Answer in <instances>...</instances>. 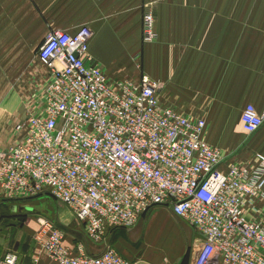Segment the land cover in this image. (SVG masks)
I'll list each match as a JSON object with an SVG mask.
<instances>
[{"label": "built area", "instance_id": "2783aa9c", "mask_svg": "<svg viewBox=\"0 0 264 264\" xmlns=\"http://www.w3.org/2000/svg\"><path fill=\"white\" fill-rule=\"evenodd\" d=\"M142 40L156 37L144 10ZM92 31L50 29L37 52L46 67L37 106L13 128L17 138L0 151V191L8 199L47 193L69 207L73 227L38 218L32 239L39 264H138L109 244V231L130 230L154 208H165L194 229L192 264H264V158L229 163L203 139L205 121L163 104L160 86L110 80L89 54ZM264 114L247 104L246 134ZM75 225V226H74ZM82 227L83 237L72 231ZM70 239V245H66ZM99 245L96 254L86 245ZM0 264H18L7 252Z\"/></svg>", "mask_w": 264, "mask_h": 264}, {"label": "crops", "instance_id": "0c3cea01", "mask_svg": "<svg viewBox=\"0 0 264 264\" xmlns=\"http://www.w3.org/2000/svg\"><path fill=\"white\" fill-rule=\"evenodd\" d=\"M147 4L156 37L144 42L141 14ZM31 5L38 8L36 20L45 35L50 29L73 33L88 27L92 31L89 54L110 80L138 82L145 75L159 84L163 104L186 116L204 119L203 139L217 147L227 162L254 163L258 157L264 158V121L252 134H246L241 125L247 104L264 114V0H0V6L13 7L11 16L0 13V20L9 18L5 20L11 23L7 37L35 36L30 20L26 21L20 10ZM46 74L44 67L32 71L29 78L39 85ZM12 117L0 110V151L17 138ZM33 200L8 199L0 191V208L17 204L29 209L26 204ZM257 204L264 217V199ZM167 214L164 218L170 220L172 215ZM48 220L62 226L54 217ZM29 222L20 226L13 246L7 248L5 237L0 239V259L14 252L18 264H32L35 247L31 239L38 224ZM190 228L195 233L188 245L192 250L200 240ZM137 232L115 228L109 231V238ZM65 244L70 245V239ZM85 247L92 254L101 250L93 243ZM125 247H116L123 256ZM163 261L172 263L170 257ZM39 264L54 263L40 253Z\"/></svg>", "mask_w": 264, "mask_h": 264}, {"label": "rangeland", "instance_id": "374dc122", "mask_svg": "<svg viewBox=\"0 0 264 264\" xmlns=\"http://www.w3.org/2000/svg\"><path fill=\"white\" fill-rule=\"evenodd\" d=\"M142 8L141 25L143 12L149 10V6L147 4ZM12 9L11 6H0V13H8L11 16ZM22 9L21 13L25 16L26 21L30 20L31 34L35 36L9 38L7 34L10 32L7 33V31L11 23L5 20L9 18L0 20V110L13 116L11 120L14 129L37 106L42 85L45 82L43 80L38 85L35 80H30L32 71L37 72L45 67L37 57L38 48L45 36L36 20L38 8L36 5H31L20 8V10ZM14 134H16L15 131ZM33 199L31 203L26 204L29 209L22 208L17 204L11 208L9 205L0 208V239L5 237L7 248L9 245L13 246L17 241L15 239L19 237L20 226L31 220L36 225L38 218L50 219L54 217L63 227L67 228L73 225L69 207L63 204V206L58 205L45 192ZM167 215L164 208H154L137 222L135 228H131L138 229L137 235L131 233L129 236L126 233L117 235L113 239L110 237L109 241L116 247L126 245L121 252L138 264H162L164 258L167 257L171 258V264H181L187 257V264H189L195 247L191 250L188 245L192 239L191 236L195 233L193 234L190 226L182 224L179 222L180 220L173 219L172 216H169L170 220L164 218ZM160 216L163 217L160 218ZM30 225L31 222L28 223V227ZM72 231L77 232L78 238L83 237L82 227L76 226ZM124 240L126 244L123 242ZM31 241L33 240L31 239ZM116 247L114 248L117 250Z\"/></svg>", "mask_w": 264, "mask_h": 264}, {"label": "trees", "instance_id": "16d2710c", "mask_svg": "<svg viewBox=\"0 0 264 264\" xmlns=\"http://www.w3.org/2000/svg\"><path fill=\"white\" fill-rule=\"evenodd\" d=\"M145 216H147V213L143 217H145ZM181 264H187V257L183 259Z\"/></svg>", "mask_w": 264, "mask_h": 264}]
</instances>
